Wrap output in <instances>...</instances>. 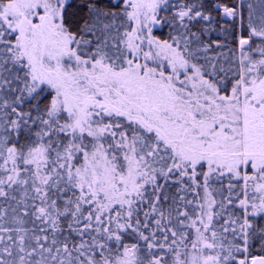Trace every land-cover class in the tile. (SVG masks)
I'll return each mask as SVG.
<instances>
[{
  "label": "snow or ice",
  "instance_id": "6c2138e0",
  "mask_svg": "<svg viewBox=\"0 0 264 264\" xmlns=\"http://www.w3.org/2000/svg\"><path fill=\"white\" fill-rule=\"evenodd\" d=\"M0 264H264V0H0Z\"/></svg>",
  "mask_w": 264,
  "mask_h": 264
}]
</instances>
